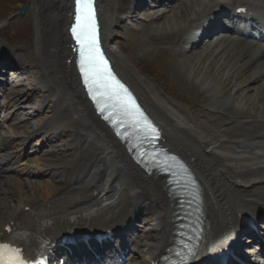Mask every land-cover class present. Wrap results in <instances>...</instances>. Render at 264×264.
I'll return each instance as SVG.
<instances>
[{"label":"bare ground","instance_id":"1","mask_svg":"<svg viewBox=\"0 0 264 264\" xmlns=\"http://www.w3.org/2000/svg\"><path fill=\"white\" fill-rule=\"evenodd\" d=\"M126 4L150 10L148 0L139 4L136 0H97L106 53L120 77L161 126L162 146L180 155L198 178L208 224V249L211 253L224 247L234 250V246H240L237 237L244 227L243 219H255L264 209V114L259 108L249 116L245 113L243 117L248 119L241 120L230 106L226 110L220 107L219 111L231 119H223L220 128L209 133L200 124L189 125L180 118L133 60L119 46L111 44L115 10ZM179 5L181 9L174 16L187 20L188 6L180 2ZM72 6V0H28L26 11L33 22V49L28 48V52L19 55L17 51L5 52L0 47V72L4 67L12 71L17 65L25 83L31 84L24 86L23 92L11 90L10 94L3 87L0 106L12 105L19 109L29 106L38 113L45 111L35 126H29L27 119L15 117L16 112L12 110L0 122V177L8 178L11 185L5 189L3 186L7 183L0 182V238L17 231L26 232L33 240L42 236L53 240L62 234L107 229L124 235L130 230L129 222L137 219L141 226L136 231L137 242L142 245L137 244L132 254L141 256V260L132 264H149L172 243L177 200L170 193L166 176L142 170L94 113L80 85L70 48L68 25ZM239 7L258 13L264 20V0H229L210 4L208 8L206 5V12L196 13L175 31L143 34L132 25L129 29L145 42L171 44L181 54L182 42L193 38L188 32L185 34L189 28L202 23L201 31L207 32L211 26L221 25L216 16L218 11ZM150 15L144 23L148 29H151L148 21L154 22L160 17ZM198 19L200 22L195 23ZM118 20L123 22L126 18L119 16ZM209 41L220 48L207 51L205 56L213 57L212 61L217 57L223 59L230 72L226 78L228 85L233 84V74L244 80L236 84L240 87L237 91L247 78L256 82L263 80V89L256 98L264 106V44L240 35L223 34ZM200 45L203 47L204 43L200 41L194 46L190 42L193 55L198 53L193 48ZM221 70L219 67L218 72ZM39 130L46 136L39 156L21 155L22 145ZM227 140L236 144L239 151L229 149ZM13 159L19 166L12 168L8 164ZM30 168L39 179L22 177L32 172L28 171ZM45 177L51 179L46 181ZM22 179L25 183L18 181ZM144 212L149 215L143 216ZM151 234L155 239L145 243L144 236ZM260 257L255 252L248 259L251 264L261 260L264 264Z\"/></svg>","mask_w":264,"mask_h":264},{"label":"rangeland","instance_id":"2","mask_svg":"<svg viewBox=\"0 0 264 264\" xmlns=\"http://www.w3.org/2000/svg\"><path fill=\"white\" fill-rule=\"evenodd\" d=\"M142 1L143 0H136V4ZM162 1L163 0H148V3H150V8L148 9L151 11H145V6L143 10L141 8H136L135 4L119 5L114 13L111 44L119 46L120 49L133 60L137 69L148 78L154 90L160 97L168 102V106L173 108L180 118L187 121L189 125H192L193 122L200 124L201 129L205 128L206 133H209L211 129L217 130L220 128L223 119H231V116L224 115V113L222 114L220 112L221 108L222 110H226V106H230L233 113H237V117H240L241 120L248 119V117H243L245 113L249 116L253 111L259 108L264 114V106L259 104V100L257 101L256 98L263 89V80L258 79L256 82L251 81V78H247L241 86V89L238 90L240 92H238L237 89L240 87L237 88V85L244 80L241 76L233 74V84L228 85L229 83L226 82V78L230 72L227 71L228 69L225 63L222 62L223 59L220 60L217 57L216 60L213 59L212 61L213 57L205 56L207 51L220 48V46H216L217 43L212 45L214 42H208L206 40L203 47L200 45V47L193 48V50L196 49L198 52L197 55H193L191 53L193 51H190V48L184 47V44L187 43L184 41L181 44L182 52L180 54L171 44L145 42L135 37L133 32L129 29V26L132 25L138 28L139 32L143 34L154 31L155 33L168 32L170 30L175 31L183 27L187 20L193 18L196 13L206 12L210 4L217 2L224 3L229 0H173L169 6L162 5ZM27 2L28 0H0V47L2 51L9 52V50H14L17 51L19 55H22L28 52V48L33 49V22L31 16L28 11H25L23 14H20L18 11L21 6H26L27 9ZM179 2L180 4L188 6L189 15L186 17L187 20L174 16L181 9ZM151 5L153 6L151 7ZM150 14H152V17L153 15L157 16L159 14L160 17L157 21H148L151 26V29H148L144 23L149 20ZM119 16L126 18V20L123 22L119 21ZM199 20L201 19L196 20L195 23ZM196 27V24L193 25L185 34L187 32L190 33ZM185 34L182 36L183 39ZM8 40L17 42L9 43ZM219 67L223 70L218 72ZM5 70L6 72L8 71L7 69ZM1 74L2 73H0V76ZM2 79L10 80V83L6 85V88L9 90L7 93L11 90L23 92L24 86L31 85L25 83L19 66L13 69L12 75L2 74ZM245 86H247V91L244 90L246 88ZM241 90L244 91L241 92ZM233 94H237V97L234 99L231 98ZM1 98L0 95V100ZM252 102H255V104L253 105ZM10 108L12 109V106L7 109L0 107V118L3 117ZM15 112V117L27 119L29 126H35L37 121L43 117L45 113V111H41L40 113L31 112V110L27 109V106L24 109H16ZM232 119L234 120V117ZM6 123L9 125V121ZM41 131L42 130L28 138V146L34 149L40 147L43 136L40 139L36 137L42 134ZM225 144L229 149L239 151L237 150L239 148L231 140L225 141ZM38 153L33 154L32 157L39 156ZM29 171L32 172L22 176L24 179H39L35 176V170L33 172V169L30 168ZM24 179H22L23 181H18L25 183ZM45 179L47 181L51 178L45 177ZM8 180V178H0V182L3 183H7ZM7 186L11 188L9 183L3 187L7 189ZM3 214L7 215L6 211H4ZM144 215H149V213L144 212ZM1 227L2 226H0V228ZM137 228H140V226ZM154 239V234H151V236H144L145 243L153 241ZM137 256L134 257L133 255L134 258L128 260L126 264H132L131 262L137 260Z\"/></svg>","mask_w":264,"mask_h":264},{"label":"snow or ice","instance_id":"3","mask_svg":"<svg viewBox=\"0 0 264 264\" xmlns=\"http://www.w3.org/2000/svg\"><path fill=\"white\" fill-rule=\"evenodd\" d=\"M75 5L76 23L73 24L71 32L80 46V71L85 83L89 85L90 93L93 92L94 87L99 92L100 86L108 88L109 85L108 83L100 84L101 74L107 70L104 67L106 62L103 60L98 48L92 0H75ZM116 85L123 89V85H119V82H116ZM124 91L126 92L127 90L124 89ZM99 94L101 96L106 95L103 92ZM93 98L96 99V96L94 95ZM100 110L104 111L105 109L100 108ZM105 118L108 119L109 117ZM27 262L28 258L22 256L19 250L11 248L8 244L0 243V264H27Z\"/></svg>","mask_w":264,"mask_h":264},{"label":"water","instance_id":"4","mask_svg":"<svg viewBox=\"0 0 264 264\" xmlns=\"http://www.w3.org/2000/svg\"><path fill=\"white\" fill-rule=\"evenodd\" d=\"M25 9H26V7H25V6H22V7L20 8V13H24Z\"/></svg>","mask_w":264,"mask_h":264}]
</instances>
